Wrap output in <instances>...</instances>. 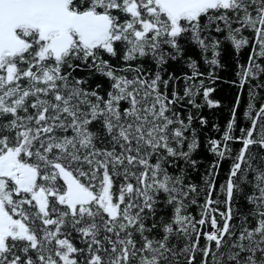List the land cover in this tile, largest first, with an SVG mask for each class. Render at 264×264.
<instances>
[{"label":"snow or ice","instance_id":"1","mask_svg":"<svg viewBox=\"0 0 264 264\" xmlns=\"http://www.w3.org/2000/svg\"><path fill=\"white\" fill-rule=\"evenodd\" d=\"M0 264H264V0H0Z\"/></svg>","mask_w":264,"mask_h":264},{"label":"trees","instance_id":"2","mask_svg":"<svg viewBox=\"0 0 264 264\" xmlns=\"http://www.w3.org/2000/svg\"><path fill=\"white\" fill-rule=\"evenodd\" d=\"M224 103H225V105H227V100H225ZM204 111L209 116L210 123H218L221 126H223L226 123L227 118L229 117V112H228L227 106H225V107H223V108H221L219 110L205 109ZM207 131L209 132L210 135H214V136H218L219 135L218 133L212 131L210 126L207 129ZM211 159H212V156H211L210 153H205L204 154L205 163L209 162ZM226 167H227V163L225 162L224 164H222L221 174H223V171H224V169Z\"/></svg>","mask_w":264,"mask_h":264}]
</instances>
